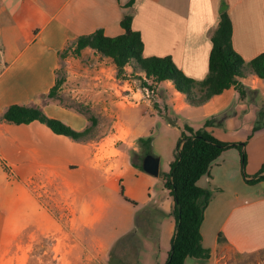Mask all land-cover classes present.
<instances>
[{"label":"crops","instance_id":"crops-1","mask_svg":"<svg viewBox=\"0 0 264 264\" xmlns=\"http://www.w3.org/2000/svg\"><path fill=\"white\" fill-rule=\"evenodd\" d=\"M129 1L0 0V264H50L49 257L34 251L35 233L49 235L51 231L56 233L55 246H63L64 251L62 238L72 241L69 255L61 251L53 257L57 263L107 264L119 241L129 237L134 243L141 234L142 219L148 234L153 231L159 211L169 217L171 238L174 235L173 199L169 193L160 198L156 190L159 178L135 166L123 148L137 150L134 144L148 137L156 113L164 109L168 113L161 103L163 93L155 102L143 99L122 105L115 98L101 102L105 106L99 114H109L115 118L114 125L127 132L118 139L106 132L100 139L90 134L74 140L56 134L38 120L16 124L2 119L9 105L20 104L40 108L63 121L71 115L80 131L88 128L91 123L84 113L48 93L59 80L63 81L61 92L67 93L71 77L62 66L74 59L92 61L94 78L106 85V80L100 79L101 72L110 67L117 70L111 58L91 47L78 57L67 52L74 49L79 36L98 29L110 37L122 34L121 20L130 12L133 28L144 42V56H171L189 77H206L211 36L219 24L223 0H137L128 6ZM226 1L233 22V46L250 61L264 53V0ZM76 72L79 76L80 70ZM241 82L256 92L242 100L231 87L198 106L191 105L171 81L158 83L159 88L165 86L172 93L179 110L198 109L204 119L223 117V126L207 127L217 138L245 143L244 169L241 149L231 147L198 181L213 193L201 225L202 244L210 254L206 259L188 257L185 264H264L263 259L254 261L264 253V180L250 181L264 164V126L253 130L259 112L264 110V79L248 72ZM131 88L133 93L139 92L135 85ZM110 140L112 154L98 159ZM50 199L55 200L56 209L49 207ZM131 204L148 209L138 210L133 229L120 232L119 226L128 222V216L119 207ZM108 224L109 241L100 233Z\"/></svg>","mask_w":264,"mask_h":264},{"label":"trees","instance_id":"trees-1","mask_svg":"<svg viewBox=\"0 0 264 264\" xmlns=\"http://www.w3.org/2000/svg\"><path fill=\"white\" fill-rule=\"evenodd\" d=\"M136 1L130 0L128 6H133ZM121 26L124 32L114 37L105 35L103 29L79 36L74 45L75 54L78 55L86 47H91L100 55L111 58L118 69V74H122L127 66H131L134 71L142 72L147 79L155 83L169 80L186 96L191 105L197 106L231 87H235L240 98L245 100L247 95L256 92L241 82V78L248 72L264 79V53L246 61L233 46V22L226 0L221 4L220 21L211 36L213 46L209 56L208 73L200 80L186 75L171 56H144V42L141 33L133 28L132 12L123 17ZM62 82V80L57 81L48 93L49 97L57 94ZM2 119L16 124L38 120L56 134L74 140H82L92 132V127L82 131L75 130L63 120L48 116L40 108L20 104L9 105ZM91 121L96 122V119L92 117ZM223 124V117L213 115L208 117L204 125L198 129L185 125L177 143L175 158L170 163V169L160 173L163 186L173 199L170 214L175 219V232L165 264H185L188 257L196 259L209 257V250L202 244L201 225L212 193L201 187L198 181L203 175L209 174L213 163L231 147L241 149L243 169L246 165V155L243 151L245 143L222 141L207 129L209 126H223ZM263 126L264 110H261L253 130L256 131ZM139 141L143 153L140 155L134 153L136 155L133 157V163L143 169V158L148 154L145 149L152 142V136L141 137ZM260 180H264V164L250 181Z\"/></svg>","mask_w":264,"mask_h":264},{"label":"rangeland","instance_id":"rangeland-1","mask_svg":"<svg viewBox=\"0 0 264 264\" xmlns=\"http://www.w3.org/2000/svg\"><path fill=\"white\" fill-rule=\"evenodd\" d=\"M70 54L75 55L76 57L79 56L75 54L74 49H70L69 53L67 52V55ZM106 65L111 66V63H106ZM62 69H66L67 75L71 78L67 83V93L61 92L62 89L59 87L57 94L54 96L55 99L84 113L88 117L89 123H91L89 127H92V136H97L98 139L103 137L106 132L109 136L113 135L112 137L114 139L125 137L127 134L125 129L114 125L115 118L109 116V114H99L100 108L105 106L101 102H104L105 100L110 101L113 98L121 100L122 105H132L133 103L143 101V99L155 102L163 93L165 100L161 103H163V109L166 107L168 108V113L165 109L163 110L165 113H156L157 120H152L150 123V133L148 135L152 136V142L149 147L145 149L148 154L160 158V173L165 172L168 168L170 169L169 162L175 158L177 143L181 131L185 127L184 125L192 124L195 127H200L205 123L206 119L203 118L200 110L194 109L192 112L190 110H179L180 108H178L176 103L172 101V93L169 92L165 86L159 88L158 83H155L150 79H148L150 83L155 85L157 96H153L150 99L145 96L141 98L143 95L141 87L145 83L143 78L144 74L139 73V71H134L133 68H125L122 74H118V69L115 70L114 67H110L109 70L107 69L105 72H101L100 79H105L107 83L106 85H103L104 81L99 82L97 78H94V75L96 76V72L94 73V65L92 61L87 58L80 61H75V59L70 62L65 61ZM77 70H80L79 76L76 75ZM127 79H129V81H126ZM113 82L116 83V85H114L115 87L112 84ZM131 84L139 89L138 93H133L135 91L131 88ZM95 114H97L99 118H96ZM92 117L97 119L96 122L91 121ZM72 118L73 116L71 115L67 116L65 117L64 122L75 130L80 131V129H78L80 128L78 121H72ZM112 144V140L107 142L99 152L98 159L103 158L101 155L107 156L112 154V152L109 151V145L111 146ZM134 145L137 146V150L133 149V147H123L124 150L130 153L132 158L136 155L134 153H137L138 155L143 153V147L139 140ZM136 159L138 160V157ZM157 177L159 178V182L156 186V190L161 193L162 196L160 198H167L168 191L165 190L163 186L162 177L161 175ZM208 190L211 191L210 189ZM49 203V207L52 209L58 207L55 200L50 199ZM147 209L148 206H141L139 208L132 204L130 206H120L119 211L128 216V222L120 224V232L124 231L126 228L133 229L135 226L136 214L139 213L138 210L144 212L147 211ZM168 219L169 217L165 213L160 211L159 213H156V222L153 223V231L149 233L150 235L147 232V226L145 227V225L142 224L145 221L142 219L140 221L141 234L136 237L137 239L134 240V243L132 244L130 240L131 238L129 239V237L123 238L119 241V243L111 250V260H108L107 264H165L168 252L171 249L172 240L169 232ZM100 233H105L109 241V224L108 227L102 229ZM35 236V246L37 249H35L34 252L38 255L49 257L50 264H59L57 263L59 260L53 257L59 255L61 251L63 252L64 247L61 245L59 246L58 244L55 246L57 242L55 238L56 233H52V231L49 235L35 233ZM62 239L61 243L66 246L64 253L69 255L72 249V241L65 238ZM64 239L66 241H64ZM45 250L47 251L46 254L42 252ZM120 258L122 260H120ZM256 258L257 259H254V261L256 260L257 263L260 262L261 259L264 260V253H260Z\"/></svg>","mask_w":264,"mask_h":264},{"label":"water","instance_id":"water-1","mask_svg":"<svg viewBox=\"0 0 264 264\" xmlns=\"http://www.w3.org/2000/svg\"><path fill=\"white\" fill-rule=\"evenodd\" d=\"M143 169L148 173L158 176L160 174V158L152 155L147 154L143 158Z\"/></svg>","mask_w":264,"mask_h":264},{"label":"built area","instance_id":"built-area-1","mask_svg":"<svg viewBox=\"0 0 264 264\" xmlns=\"http://www.w3.org/2000/svg\"><path fill=\"white\" fill-rule=\"evenodd\" d=\"M1 61V60H0ZM144 81L146 82V84H144L142 87H141V91L143 93V95L141 96V98L143 96L147 97V98H152L153 96H157V93H156V88H155V85H153L152 83H150V81L146 78V76L144 75Z\"/></svg>","mask_w":264,"mask_h":264}]
</instances>
